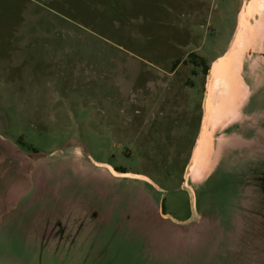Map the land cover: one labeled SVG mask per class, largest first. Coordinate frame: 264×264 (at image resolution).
Returning a JSON list of instances; mask_svg holds the SVG:
<instances>
[{
  "label": "rangeland",
  "instance_id": "rangeland-1",
  "mask_svg": "<svg viewBox=\"0 0 264 264\" xmlns=\"http://www.w3.org/2000/svg\"><path fill=\"white\" fill-rule=\"evenodd\" d=\"M247 1L0 0V264L53 257L34 250L52 244L30 228L27 209H6L7 197L28 192L24 173L42 205L76 201L66 189L75 180L77 200L91 205L84 175L111 178L93 164L107 166L149 180L164 213L191 219L186 173L204 116L205 68L229 50ZM107 235L100 231L99 246ZM116 239V258L100 264H127L126 238ZM55 242L56 254L73 258Z\"/></svg>",
  "mask_w": 264,
  "mask_h": 264
},
{
  "label": "water",
  "instance_id": "water-1",
  "mask_svg": "<svg viewBox=\"0 0 264 264\" xmlns=\"http://www.w3.org/2000/svg\"><path fill=\"white\" fill-rule=\"evenodd\" d=\"M256 40L239 51L236 92H212L207 85V149L193 162L196 143L186 173L191 219L181 222L164 213L162 192L149 180L92 163L111 178L93 169L84 175L92 184L95 202L89 206L96 215L84 227L74 221L59 238L72 249L74 264L112 263L116 238H126L127 264H264V27ZM29 225L32 229L31 220ZM116 229L125 236L112 237ZM100 231L108 234L102 247ZM85 232L96 234L87 245L81 243Z\"/></svg>",
  "mask_w": 264,
  "mask_h": 264
},
{
  "label": "flooded vegetation",
  "instance_id": "flooded-vegetation-1",
  "mask_svg": "<svg viewBox=\"0 0 264 264\" xmlns=\"http://www.w3.org/2000/svg\"><path fill=\"white\" fill-rule=\"evenodd\" d=\"M10 149L11 148L6 149L7 154L5 155H7L8 158H10V156L11 157L14 156L12 153H10ZM44 170L47 172L46 174L49 173L48 168ZM0 176L2 175L0 174ZM24 176L26 177L25 178L23 177L24 179L22 180L28 182L29 185L28 192L25 194L24 198L22 197V200L19 198V196L7 197V201L5 204L6 209L10 212L27 209L26 213L32 216L31 218L32 229L37 231V234L46 242V244L49 243L52 244L51 250L44 248H37V247H35L34 250L36 249L43 250L49 256H53L55 258L54 259L52 257V259L51 258L49 259L47 257H42V255L35 254L31 256L32 258L29 259L30 262H28V264H74L72 259L61 257L59 256V254L55 253V245L57 244L55 241H59L61 234H63L64 232L68 231L73 227L74 221H77L78 224L80 223L82 227H84L83 225L85 223H91L93 217L96 215V213L94 214V209L85 203L83 206L82 199L77 200L78 194H81L80 191L81 189L79 183L75 184L76 180L70 182L68 181L67 182L68 188H66L69 191L75 192L76 201L74 200L68 201V198H64V199L62 198L61 201L57 202L56 204L54 202L51 203L44 201L42 205L41 200L40 201L38 200V198L40 197H35L33 195L32 197H30V194L31 193L33 194L32 192L33 182L28 176V174L24 173ZM72 182H74L75 185L73 186L72 189H70V187L73 185ZM69 191L62 190V193ZM5 214L6 213L1 214L0 224L4 219ZM87 228L88 227H86V229ZM39 243H41L42 245L41 239H39Z\"/></svg>",
  "mask_w": 264,
  "mask_h": 264
},
{
  "label": "bare ground",
  "instance_id": "bare-ground-1",
  "mask_svg": "<svg viewBox=\"0 0 264 264\" xmlns=\"http://www.w3.org/2000/svg\"><path fill=\"white\" fill-rule=\"evenodd\" d=\"M264 27V0H249L245 2L239 13V21L235 36L229 48V53L215 61L210 70L208 78V86L210 91H216L219 88H227L230 93L237 91V83L235 82L236 73L240 66L238 65L239 51L252 48L256 44L257 29ZM227 51V52H228ZM207 105V99H206ZM208 106L205 108L203 117V130L200 132L197 147L194 152L193 162H197L199 158L205 155L208 136ZM111 170L115 172L112 168ZM193 166L191 165V171ZM190 173H193L191 172ZM187 174L188 176L190 175ZM116 174V173H114ZM120 174H116V176Z\"/></svg>",
  "mask_w": 264,
  "mask_h": 264
},
{
  "label": "crops",
  "instance_id": "crops-1",
  "mask_svg": "<svg viewBox=\"0 0 264 264\" xmlns=\"http://www.w3.org/2000/svg\"><path fill=\"white\" fill-rule=\"evenodd\" d=\"M211 68V67H210ZM207 85H208V75H207V83H206V88H207ZM205 98H206V91H205V96H204V103H205ZM204 117V116H203ZM202 123H203V120H202ZM202 128V126H201ZM201 132V131H200ZM182 222V221H181Z\"/></svg>",
  "mask_w": 264,
  "mask_h": 264
},
{
  "label": "trees",
  "instance_id": "trees-1",
  "mask_svg": "<svg viewBox=\"0 0 264 264\" xmlns=\"http://www.w3.org/2000/svg\"><path fill=\"white\" fill-rule=\"evenodd\" d=\"M209 69L208 67L205 68V74L208 75V72H209ZM164 209V208H163ZM165 211V210H164Z\"/></svg>",
  "mask_w": 264,
  "mask_h": 264
}]
</instances>
